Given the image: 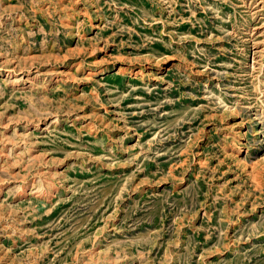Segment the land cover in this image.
<instances>
[{
    "label": "rangeland",
    "instance_id": "rangeland-1",
    "mask_svg": "<svg viewBox=\"0 0 264 264\" xmlns=\"http://www.w3.org/2000/svg\"><path fill=\"white\" fill-rule=\"evenodd\" d=\"M0 264H264V0H0Z\"/></svg>",
    "mask_w": 264,
    "mask_h": 264
}]
</instances>
